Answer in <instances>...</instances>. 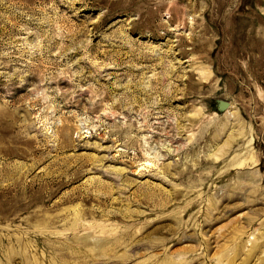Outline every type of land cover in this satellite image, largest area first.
<instances>
[{"label": "rangeland", "instance_id": "obj_1", "mask_svg": "<svg viewBox=\"0 0 264 264\" xmlns=\"http://www.w3.org/2000/svg\"><path fill=\"white\" fill-rule=\"evenodd\" d=\"M0 264H264V0H0Z\"/></svg>", "mask_w": 264, "mask_h": 264}]
</instances>
